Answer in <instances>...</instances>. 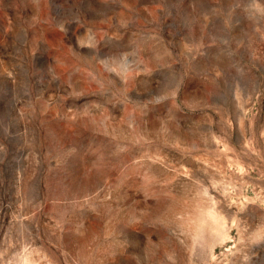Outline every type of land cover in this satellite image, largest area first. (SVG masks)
I'll use <instances>...</instances> for the list:
<instances>
[{"label":"rangeland","instance_id":"1","mask_svg":"<svg viewBox=\"0 0 264 264\" xmlns=\"http://www.w3.org/2000/svg\"><path fill=\"white\" fill-rule=\"evenodd\" d=\"M0 264H264V0H0Z\"/></svg>","mask_w":264,"mask_h":264}]
</instances>
